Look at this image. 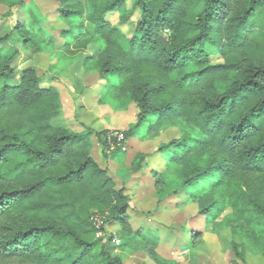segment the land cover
Segmentation results:
<instances>
[{
  "label": "trees",
  "instance_id": "1",
  "mask_svg": "<svg viewBox=\"0 0 264 264\" xmlns=\"http://www.w3.org/2000/svg\"><path fill=\"white\" fill-rule=\"evenodd\" d=\"M52 1L59 4L57 19L69 24L60 44L36 16L14 31L50 52L87 49L86 26L92 28L100 52L84 64L104 82L100 101L113 112L138 109L125 140L142 127L144 136L176 125L190 129L159 149L169 196L203 202L202 214L211 220L218 206L210 191L240 177H264V0ZM5 2L24 6V0ZM129 2L121 20L139 14L131 38L109 20ZM10 40L0 37V44ZM18 55L0 51V260L124 264L99 249L92 220L99 214L120 227L121 248L145 249L155 264H175L156 254V237L133 230L125 188L92 157V137L105 132L56 125L63 114L59 88L45 87L34 68L14 84ZM114 146L118 159L116 139L102 142L103 150ZM206 154L217 156L209 166L201 164ZM144 165L143 158L135 161L129 174ZM172 170L176 179L168 177Z\"/></svg>",
  "mask_w": 264,
  "mask_h": 264
},
{
  "label": "rangeland",
  "instance_id": "2",
  "mask_svg": "<svg viewBox=\"0 0 264 264\" xmlns=\"http://www.w3.org/2000/svg\"><path fill=\"white\" fill-rule=\"evenodd\" d=\"M6 0H0V37L10 35L11 40L0 44L5 55L19 52L13 68L17 77L22 71L37 69L43 85L56 86L61 92L63 114L55 120L56 125H67L75 129L92 127L96 133L105 132L101 137H92L91 155L103 168L109 170L117 188H125L131 199V227L142 230L150 237H156V254L164 261L175 264H264V177L255 175L240 177L232 183L210 191V197L218 206L211 220L202 214L203 202L169 196V186L162 173L165 159L160 147L184 136L188 131L181 125L170 127L158 136L145 135V128L129 138L122 146L118 159L112 151L103 150L102 142L112 134H123L136 123L138 109L113 112L100 101L104 82L98 73L85 65L87 57H97L100 49L94 43L93 30L86 26L85 38L92 42L85 50L75 48L43 52L36 45L27 44L28 34L21 37L15 26L30 25L33 17L38 18L48 33L60 44V32L69 29V24L57 19L59 4L52 0H24V6L9 7ZM129 2L122 14L109 17L111 23L131 38L134 35L133 22L139 18L137 11L128 21L121 17L130 13ZM32 12V14L30 13ZM27 32V29H23ZM194 67L190 66L191 72ZM116 82V78H113ZM79 90L82 93H79ZM215 154H206L201 164L208 165L216 160ZM143 158V170L129 174L133 163ZM170 179H176V171L168 172ZM171 195V194H170ZM99 229V249L112 257H121L124 264H155L145 249L128 251L121 248V229L108 224L106 216L92 215ZM192 245L188 249V245ZM0 264H26L20 261Z\"/></svg>",
  "mask_w": 264,
  "mask_h": 264
},
{
  "label": "built area",
  "instance_id": "3",
  "mask_svg": "<svg viewBox=\"0 0 264 264\" xmlns=\"http://www.w3.org/2000/svg\"><path fill=\"white\" fill-rule=\"evenodd\" d=\"M112 139H116L117 145H120V146H122L124 143L127 142V140H125L123 134L116 133V134L109 135L108 140L111 141ZM97 237H98V235H97Z\"/></svg>",
  "mask_w": 264,
  "mask_h": 264
}]
</instances>
